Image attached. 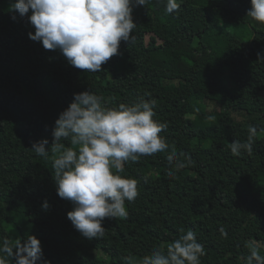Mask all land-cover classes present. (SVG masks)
Wrapping results in <instances>:
<instances>
[{"label":"trees","instance_id":"1","mask_svg":"<svg viewBox=\"0 0 264 264\" xmlns=\"http://www.w3.org/2000/svg\"><path fill=\"white\" fill-rule=\"evenodd\" d=\"M16 2L0 0V240L33 235L50 264H123L191 229L206 252L201 264H246L249 245L264 255V24L247 17L251 0H177L172 14L164 0L134 6V42L121 41L100 72L31 40L35 28ZM85 91L110 108L155 99L154 119L168 125L160 133L168 151L125 164L121 175L137 180L139 194L126 217L103 220L98 239L73 227L52 167L55 121ZM206 101L220 105L223 132ZM250 125L253 152L234 156L231 142L245 141ZM43 139L48 158L31 149ZM172 151L193 163L169 177Z\"/></svg>","mask_w":264,"mask_h":264},{"label":"clouds","instance_id":"2","mask_svg":"<svg viewBox=\"0 0 264 264\" xmlns=\"http://www.w3.org/2000/svg\"><path fill=\"white\" fill-rule=\"evenodd\" d=\"M151 0H17L11 8L28 16L35 28L29 38L42 42L46 50H59L67 62L88 72L102 71V65L119 54L121 41L134 42L136 27L134 6H147ZM165 11H178L177 0H164ZM31 10V15H28ZM247 17L264 24V0H251ZM16 17L13 16V19ZM155 99L128 105L121 103L110 108L103 97L92 91L74 94V102L62 111L55 121L51 150L57 194L68 200L73 210L68 219L85 238L103 237L105 218H124L128 215L126 201L138 196L136 179L122 176L125 164L136 163L142 156H154L168 151L169 144L160 133L166 123L154 119ZM208 119L214 120V116ZM264 131V130H262ZM256 126H249L245 141L231 142V153L239 156L253 152L257 138ZM64 141L70 146L66 147ZM48 139L33 143L32 151L44 158L49 152ZM167 175L192 164V158L180 159L175 151L166 157ZM44 209L49 207L44 202ZM223 232V229H221ZM246 264H264L259 248L249 245ZM206 255L193 230H188L166 249L154 248L139 261L122 257L123 264H201ZM50 264L43 261L41 241L29 235L26 239L0 240V264Z\"/></svg>","mask_w":264,"mask_h":264},{"label":"rangeland","instance_id":"3","mask_svg":"<svg viewBox=\"0 0 264 264\" xmlns=\"http://www.w3.org/2000/svg\"><path fill=\"white\" fill-rule=\"evenodd\" d=\"M255 23L257 24V22H255ZM237 32H238L239 35H240V34H243V33H244V28H243V26L238 25V26H237ZM205 104H206V108H207V110L215 115V121H216V123H217V125H218V127H219L220 132H223V131H224V127H223V125L221 124L220 118H219V116H218V113L221 111V107H220V105H218V104H216V103H214V102H210V101H206ZM234 117H235L237 120H239V121L245 120V119L247 118V116H246L244 113L239 112V111H236V112L234 113ZM197 127H198L199 129L201 128V126H200L199 124L197 125ZM128 163H129V162H128ZM96 254H97L98 256H103V257L107 258L106 255H105L104 253L96 252Z\"/></svg>","mask_w":264,"mask_h":264}]
</instances>
